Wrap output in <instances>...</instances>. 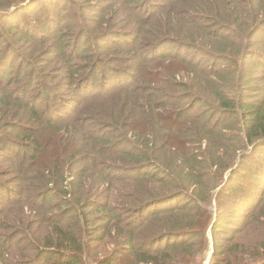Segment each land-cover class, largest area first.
Returning <instances> with one entry per match:
<instances>
[{
    "label": "trees",
    "instance_id": "trees-1",
    "mask_svg": "<svg viewBox=\"0 0 264 264\" xmlns=\"http://www.w3.org/2000/svg\"><path fill=\"white\" fill-rule=\"evenodd\" d=\"M41 1L0 0V264H197L210 251L208 226L211 264H264V184L256 200L253 183L234 185L264 147V97L248 100L253 74L264 81V0H143L130 15L123 0H56L41 28L15 18ZM162 43L191 47L209 66L155 62L149 49ZM43 49L96 73L111 50L144 64L132 89H113L112 78L128 81L115 76L99 98L55 97L72 114L62 120L51 98L40 111L28 97Z\"/></svg>",
    "mask_w": 264,
    "mask_h": 264
},
{
    "label": "rangeland",
    "instance_id": "rangeland-1",
    "mask_svg": "<svg viewBox=\"0 0 264 264\" xmlns=\"http://www.w3.org/2000/svg\"><path fill=\"white\" fill-rule=\"evenodd\" d=\"M141 1L143 0H123L120 3L123 4L124 8H126L125 11L128 9L127 15H130L132 13L133 8L136 7L137 3L138 2L140 3ZM154 2L160 3L162 5L166 4L168 6L170 5L175 6L178 3V0H163L161 2L156 0ZM57 4L58 3L56 2V0L41 1L39 3H35V5L32 4L28 8L29 10H31V12H26V11L18 12L17 14H15L16 15L15 18L19 19L20 22L23 21V18L27 19L29 22L35 25L37 24V26L41 28L44 26V21L41 20L39 16L43 15V13L47 11L48 12L53 11L54 13H56L57 11H60V10H57L58 9ZM70 8H73V6H71ZM83 18H84L86 25L90 26V28L93 29L94 28L93 23L95 21L88 20L86 16H83ZM124 39H126V37H124ZM80 44H84L85 46H87V42L85 40L80 42ZM125 45L126 43L124 42V40H121L120 43L118 42V46H125ZM0 48H4V45H1ZM115 48L116 47H113V49ZM191 49H192L191 47L190 49H185V48L178 49L175 47L174 43H168V44L162 43L158 46H154L151 49H149V54L156 51L153 54L155 62H158L159 60H162V59H165L168 62L169 61L171 62L172 60L184 59L186 61V66L194 67V58H195V60H198L196 61V63H198L199 60H204V62L198 63L201 66H204V67L209 66V63H205L207 58H204L202 56L196 57L194 55V50H191ZM50 50L51 49H43V50L35 51L32 55V57L38 58L37 61H35L32 64V68L35 70L37 77L32 82L31 89L28 92V97H31L32 104L37 106L40 111L46 110L45 100L47 98H51L52 100L50 101V108L51 110H55L59 119H62V120L65 119V117L68 118L72 116V114L69 111L62 109V107L59 106V104H57L55 97L63 96L67 98L66 100L70 101L71 105L73 106L77 105L79 100H80V103L84 102L81 94L84 97L85 96H97L99 98L101 90H103V92L108 91L107 90V88L109 87L108 80L111 77H115V76H122L123 78H125V76H128V79H127L128 81H127V85L126 84L120 85L124 81H119L115 78H112L114 79L116 83H118V84L116 83L114 84V86L112 87L113 89L118 87L116 85H119V87L127 86L132 89L134 85L137 84L138 82V79L135 76V72L139 70L140 67H142L144 64L143 60L141 61L139 59L137 61L134 60L132 62L128 61L126 59L128 55L125 52H122V51L116 52L114 50H111V51H108L106 54H107V57H112V58L104 62L102 66H99V69L96 73V71H93L89 66H87V62L84 60V58L80 59L79 62L72 63L71 65L70 63H65V61H62L57 56L56 53H51ZM23 52L25 53V55L30 56L29 52L27 51H23ZM95 53L96 51L94 49H92V52H90V54H94V59H95ZM85 59L90 60L88 57H86ZM152 61L153 60L151 59V62ZM16 65L17 63L13 64L12 69L8 71V76H10L13 73V68H15ZM157 68H162V66L159 65ZM116 69L118 70L124 69L125 73H121L120 71L117 72ZM68 72H70L71 76L68 75L69 74ZM86 75H88L89 77L92 76V78L96 80L94 86H92V83L86 86V83L83 82L84 80H86L85 79ZM253 75H254V78L260 79V82L258 83V85L257 84L251 85L250 91L254 93L248 94L250 96L248 100H257L258 98L264 97V96L258 95V93L253 91V90H258V86L261 89H264V81L261 80L262 75L261 73H257V72H255ZM106 94L108 93H105V95ZM33 95L37 96V101L36 99L33 100ZM86 100H89V99H86ZM85 105L86 104L83 105V108ZM67 108L69 109L72 107L67 105ZM77 110L78 109H73V113H76ZM201 110L203 111L202 107H197L196 109H194L193 111H190L189 113L193 118V117H196L195 115L202 112ZM58 112H60L61 118ZM46 114L48 116H51L50 109L46 111ZM59 119L55 118L56 121H58ZM80 121L81 120H77L78 123H80ZM47 134L49 135L48 136L49 138L50 137L54 138L53 135L50 133V131ZM172 141L174 143H178L176 139H172L170 142ZM192 150H194V146ZM16 152H19V150H16ZM258 154H259L258 155L259 157H262L261 160H257L253 163L249 161L247 164V167H249L253 171V175H251L250 177L246 179H245L246 175L239 174L237 177L236 175L234 176L236 178V179L234 178L235 179L234 185H238L241 188L247 187L249 183L254 184L252 185L251 190H250L251 191L250 198H253L254 196L255 200L257 198H260V193L256 192V190L264 184V168L262 169V165L264 164V147L259 150ZM0 167H2V170H3L6 167H8V164L0 165ZM242 168H245V167H241L240 169ZM211 176L212 175H210V177ZM225 180L231 182L230 172L226 174ZM12 190L14 191L13 193L15 194L17 190L19 189L17 187H12ZM220 201L223 202L222 199ZM175 204L176 203L174 202V205ZM245 204L247 203L245 202ZM3 206L7 207V204L5 205V203H3ZM168 206H171V204H169ZM248 206H250V204H248ZM216 207H217V203H216V196H215L211 200V210L215 211ZM238 208L239 210L237 213L234 214L233 220H239L240 219L239 215L241 213H244L247 207L242 205V203H240ZM211 227L212 226H208V228L205 230L206 238L208 237L207 238L209 239L208 243H210V251L208 255H206L205 258L200 259L197 262V264H211L212 256H213V252H212L213 230L211 231ZM225 231H226V226H224V228L222 229L223 233H218L219 234L218 238H223ZM173 243L174 242L172 243L170 242V244H173ZM46 263H47V259L43 258L37 264H46Z\"/></svg>",
    "mask_w": 264,
    "mask_h": 264
}]
</instances>
